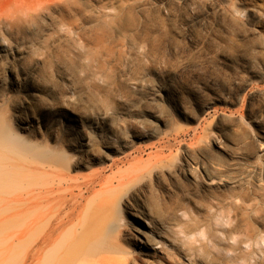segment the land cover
Here are the masks:
<instances>
[{
	"label": "rangeland",
	"instance_id": "rangeland-1",
	"mask_svg": "<svg viewBox=\"0 0 264 264\" xmlns=\"http://www.w3.org/2000/svg\"><path fill=\"white\" fill-rule=\"evenodd\" d=\"M0 243L264 264V0H0Z\"/></svg>",
	"mask_w": 264,
	"mask_h": 264
},
{
	"label": "bare ground",
	"instance_id": "bare-ground-1",
	"mask_svg": "<svg viewBox=\"0 0 264 264\" xmlns=\"http://www.w3.org/2000/svg\"><path fill=\"white\" fill-rule=\"evenodd\" d=\"M141 232H142V231H141ZM141 232H140V234L144 236L145 234H144V233H141ZM13 235H14V234H13ZM13 235H12V236H13ZM15 237H16V236H15ZM50 237H51V236H49L48 239H49ZM4 238H5V237H4ZM13 238H14V237H13ZM19 238H20V237H19ZM51 238H52V237H51ZM16 239H17V238H16ZM20 239H21V238H20ZM8 240H9V239H8ZM11 240H12V239H11ZM14 240H15V239H14ZM1 241H2V240H1ZM19 242H21V241H19ZM15 244H17V243H15ZM0 245L2 246V243H0ZM3 246H4V245H3ZM3 246H2V247H3ZM12 246H13V245H12ZM6 247H7V246H6ZM155 247H156V246H155ZM3 248H4V247H3ZM151 248H152V247H151ZM153 248H154V247H153ZM156 248H157V247H156ZM3 250H4V249H3ZM5 250H6V249H5ZM1 251H2V250H1ZM9 251H10V250H9ZM61 252H62V251H61ZM5 253H6V252H5ZM7 253H8V251H7ZM8 254H9V253H8ZM8 254H7V255H8ZM61 254H62V253H61ZM10 255H11V254H10ZM62 255H64V254H62ZM0 257H1V256H0ZM10 257H11V256H10ZM55 257H56V256H55ZM63 257H65V255H64ZM38 258H40V256H39ZM58 258H59V257H58ZM7 259H8V257H7ZM52 259H53V258H52ZM39 261H41V260H39ZM39 261H38V263H39ZM54 261H55V260H54ZM54 261H53V262H54ZM57 261H58V259H57ZM60 261H61V260H60ZM65 261H66V260H65ZM10 262H11V261H10ZM4 263H5L4 260H0V264H4ZM59 263H60V262H59ZM48 264H49V263H48Z\"/></svg>",
	"mask_w": 264,
	"mask_h": 264
}]
</instances>
